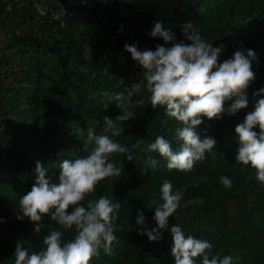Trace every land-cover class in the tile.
<instances>
[{
	"label": "trees",
	"instance_id": "16d2710c",
	"mask_svg": "<svg viewBox=\"0 0 264 264\" xmlns=\"http://www.w3.org/2000/svg\"><path fill=\"white\" fill-rule=\"evenodd\" d=\"M70 1L84 3L80 14L57 19L41 16L35 9L37 3ZM144 1L142 11L135 7L137 0H0V217L4 218L0 220V264H13L18 240H29L30 250L36 251L47 231L59 227L48 213L41 221L17 217L20 198L35 183V162L42 161L48 168L46 176L59 182L60 160L86 154L92 146L87 131H103L105 115L115 119L122 113L115 101L106 103L102 91L124 90L143 78L142 66L125 43L134 42L140 49L173 43L150 35L158 19L185 43L190 41L181 27L191 21L214 46L224 45L221 61L237 48L254 49L257 58L252 61L255 78L247 90L249 103L235 114L204 117L197 129L215 136L217 143L205 160L184 172L169 169L158 152L145 150L159 134L172 139L179 121L168 117L166 105L153 107L146 89L131 97L133 101L143 98L145 103L135 105L133 117L117 121L123 133L114 139L127 144L133 158L113 154L124 171L105 177L96 192L86 197L106 194L121 201L114 222L119 239L113 242L111 254L101 249L91 264H174L170 228L162 231L160 239L150 240L137 231L144 226L135 223L137 209H142L147 226L155 225L152 200L159 197L165 177L183 192L169 225L178 223L186 232L210 239L213 252L239 256L236 264H264V184L257 182L250 165L236 161L235 134L236 124L259 98L253 93L264 86V0ZM229 103L225 101L226 106ZM137 138L143 139L139 147L134 146ZM173 146L178 148L179 142L173 140ZM221 174L232 178L231 187L221 183ZM36 223L41 224L39 233ZM73 234L74 229L65 230L66 239Z\"/></svg>",
	"mask_w": 264,
	"mask_h": 264
},
{
	"label": "clouds",
	"instance_id": "9594fccd",
	"mask_svg": "<svg viewBox=\"0 0 264 264\" xmlns=\"http://www.w3.org/2000/svg\"><path fill=\"white\" fill-rule=\"evenodd\" d=\"M181 31L189 43L176 40L174 32L158 19L150 35L173 43L168 46L158 44L155 49H140L134 42L125 43V49L142 66L143 78L131 87L124 86V90L102 91L103 97L115 101L123 111L115 119L105 115L103 131L98 133L95 128L87 131L86 139L92 146L86 154L60 160L59 182H51L46 176L48 168L42 161L35 162V183L20 198L21 212L17 217L41 221L42 215L48 213L59 227L47 231L43 246L36 251L30 250L29 240H18L13 264H91L101 249L108 254L113 252V242L119 239L114 222L119 216L121 201L106 194L86 197L96 192L98 183L105 177L119 176L124 171L112 158L113 154L127 153L128 159L133 158L129 146L114 137L123 133V125L117 126V121L133 117L135 105L145 103L143 98L133 101L131 97L135 93H144L146 89L153 107L166 105L168 117L179 121L172 139L159 134L145 150L158 152L166 159L169 169L184 172L205 160L217 143L215 136L202 135L198 131L197 126L204 117L235 114L248 105V86L255 78L252 68V61L257 58L255 50L237 48L232 56L221 61L219 54L224 49L223 44L214 46L191 21L184 22ZM261 93H264V86L253 93L259 98L254 109L236 124L235 134L239 141L236 161L250 165L255 170L257 182L264 184V95ZM225 101L230 103L226 106ZM173 140L179 142L178 148L173 146ZM142 142L143 139L137 138L134 146L139 147ZM148 159L152 165L157 163L151 155ZM219 180L225 187L232 186V178L226 174H221ZM182 198V190L165 177L160 184L159 197L152 200L155 225L147 226L144 211L137 209L135 223L144 226L137 231L146 234L150 240H158L162 231L170 228L174 264H236L239 256L213 252L214 244L210 239L186 232L178 223L169 225V216L180 207ZM34 229L39 233L41 224L36 223ZM71 229L74 234L66 239L65 230ZM24 244L29 246L24 247Z\"/></svg>",
	"mask_w": 264,
	"mask_h": 264
},
{
	"label": "rangeland",
	"instance_id": "374dc122",
	"mask_svg": "<svg viewBox=\"0 0 264 264\" xmlns=\"http://www.w3.org/2000/svg\"><path fill=\"white\" fill-rule=\"evenodd\" d=\"M36 5H42V4H36ZM45 8H47L48 13L50 14V17L52 18H66V17H73L75 15L80 14L84 3H75V2H63L60 4H43ZM135 7L144 10L145 9V1L144 0H137V4H135ZM10 9V7H8ZM52 13V14H51ZM45 14L44 16H47ZM42 16V15H41ZM95 25L99 26V23H95ZM107 104H111V101L106 100Z\"/></svg>",
	"mask_w": 264,
	"mask_h": 264
},
{
	"label": "built area",
	"instance_id": "2783aa9c",
	"mask_svg": "<svg viewBox=\"0 0 264 264\" xmlns=\"http://www.w3.org/2000/svg\"><path fill=\"white\" fill-rule=\"evenodd\" d=\"M35 9H36V11H37L40 15H42V16H44L45 14L48 13L47 8H45V7L42 6V5H36ZM51 14H52V13H51Z\"/></svg>",
	"mask_w": 264,
	"mask_h": 264
}]
</instances>
